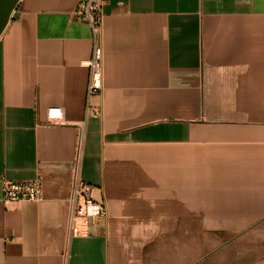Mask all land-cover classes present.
Wrapping results in <instances>:
<instances>
[{
	"label": "crops",
	"instance_id": "1",
	"mask_svg": "<svg viewBox=\"0 0 264 264\" xmlns=\"http://www.w3.org/2000/svg\"><path fill=\"white\" fill-rule=\"evenodd\" d=\"M78 2L0 0V264H62L80 142L108 217L69 264H264V0H109L86 122ZM2 177L43 199L4 203Z\"/></svg>",
	"mask_w": 264,
	"mask_h": 264
},
{
	"label": "built area",
	"instance_id": "2",
	"mask_svg": "<svg viewBox=\"0 0 264 264\" xmlns=\"http://www.w3.org/2000/svg\"><path fill=\"white\" fill-rule=\"evenodd\" d=\"M108 2L109 0H79L74 11V15L79 21L90 26L93 41L92 57L84 62L85 66L89 68L85 122L92 116H100L102 114L101 108L92 104L91 99L100 95L104 88V6ZM42 123L47 125L65 124L63 108L60 106L48 107L46 121ZM82 145L83 142H80L72 167L66 223L67 246L62 254V264H69L71 240L75 237L90 235L94 224L108 217L107 204L94 198L93 191L95 187L83 179ZM42 199V177L26 181H15L2 177V201L4 203L38 202Z\"/></svg>",
	"mask_w": 264,
	"mask_h": 264
}]
</instances>
